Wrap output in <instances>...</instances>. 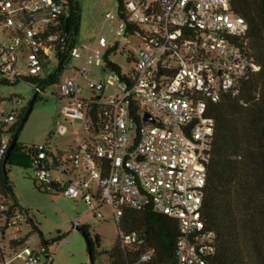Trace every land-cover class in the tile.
<instances>
[{
    "label": "built area",
    "instance_id": "1",
    "mask_svg": "<svg viewBox=\"0 0 264 264\" xmlns=\"http://www.w3.org/2000/svg\"><path fill=\"white\" fill-rule=\"evenodd\" d=\"M123 2L124 19L108 13L105 20L118 22V39L139 37L141 45L129 54L131 68L117 73L104 67L114 44L103 36L74 48L67 63L64 56V71L71 68V59H83L84 65L100 62L102 76L107 74L102 83H90L93 95L86 101L78 98L79 79L89 74L85 67L58 83V98L84 110L88 140L58 153L36 146V180L47 191L57 193V188L84 202L97 219H104L102 209L109 208L122 251L137 252L143 245L137 232L121 231L126 210L152 207L178 224L176 264H213L217 237L203 218L215 134L209 108L226 96L239 97L244 84L260 72L240 45L248 25L234 13L231 0ZM68 5V0H0V82L43 80L58 72L63 58L58 39ZM28 83L42 93L38 83ZM108 86H117V93L105 96ZM24 108L21 98L0 97V165ZM26 222L0 190V235L6 237L8 230L19 234ZM78 228L77 220L72 231ZM19 248L14 259L46 261L43 249ZM154 255L146 249L131 264H151Z\"/></svg>",
    "mask_w": 264,
    "mask_h": 264
},
{
    "label": "trees",
    "instance_id": "2",
    "mask_svg": "<svg viewBox=\"0 0 264 264\" xmlns=\"http://www.w3.org/2000/svg\"><path fill=\"white\" fill-rule=\"evenodd\" d=\"M117 2L118 13L124 19V2ZM68 3L69 16L62 25V34L58 39L62 56H67L65 63L69 61L71 51L78 46L82 19L79 1L68 0ZM231 8L248 25V32L240 40V45L260 67V72L244 84L239 97L226 96L209 108L215 121V134L213 156L208 165L203 218L208 229L213 230L217 237V252L213 264H264V0H231ZM67 23L68 35L63 41ZM133 30L138 29L133 27ZM117 49L116 42L104 56V67L120 73V67L110 60ZM63 72L64 68L60 73L56 72L43 80L28 82L38 83L43 92L58 84ZM0 84L5 85L4 82ZM26 110L24 108L18 117L14 133L17 132ZM35 147L36 145L25 146L17 142L6 164L4 162L0 165L1 193L10 196L14 207L20 210L22 207L8 177V166L14 154L29 156L34 164ZM56 190V194L61 193L59 189ZM45 191L52 193L46 189ZM32 227L37 231L34 223ZM78 230L89 242L92 249L90 264H95V248L100 247L101 239L96 236L93 242L86 226L79 227ZM121 231L123 234L137 232L143 240L142 248L132 253L122 251L118 247V236L112 251L108 252L109 264H131L146 249L155 252L151 264H176V242L180 235L176 221L157 213L152 207L140 211L129 209L122 219ZM40 237L39 249L45 251L46 261L49 262L54 256L49 247L59 244L65 237L58 236L50 242L45 241L42 234ZM26 241L27 238L19 242L12 241L11 245L22 246Z\"/></svg>",
    "mask_w": 264,
    "mask_h": 264
},
{
    "label": "rangeland",
    "instance_id": "3",
    "mask_svg": "<svg viewBox=\"0 0 264 264\" xmlns=\"http://www.w3.org/2000/svg\"><path fill=\"white\" fill-rule=\"evenodd\" d=\"M78 1L82 10L78 46L92 44L101 36L105 37L109 44L117 42V54H112L110 60L127 73L131 68L129 54L141 45V41L138 36L118 39L114 31L118 22L111 23L105 20L108 13L117 16V0ZM96 48L99 49L97 46ZM54 62L57 65V62ZM70 64L71 68L63 72L59 82L75 76L76 70L85 67L89 74L79 79L82 92L78 98L81 101L89 100L93 95L90 83L103 82L102 65L100 62L84 65L83 59H71ZM117 90V86H108L104 92L105 96L116 94ZM35 92L34 87L25 81L0 85L1 98H21L25 101L26 108ZM87 122L85 112L80 110L78 103L70 99L58 98V84H56L39 94V99L34 104L32 113L19 135L18 143L25 146H47L54 153L73 149L88 140ZM58 130L62 132L56 134ZM8 170L9 180L22 207L20 211L28 222L22 225L19 234L12 235V231L8 230L6 237L0 235V264L8 261H11L10 264H25L22 259H14L21 249H17L16 245L12 246L11 240L14 237L27 238L25 244L37 251L41 242L40 234L47 242L53 241L58 236H64L66 240L60 243L59 247L58 244L49 247L54 256L51 261H44L42 264H90L86 238L79 230L72 231L77 220L79 227H88L93 242L96 236L101 239L100 247L95 248L97 253L95 264H109L108 252L112 251L119 236L109 208L102 209L104 219H97L84 202L73 201L61 193L46 192L36 180V168L29 156L12 155ZM32 223L37 227V231L33 230Z\"/></svg>",
    "mask_w": 264,
    "mask_h": 264
},
{
    "label": "water",
    "instance_id": "4",
    "mask_svg": "<svg viewBox=\"0 0 264 264\" xmlns=\"http://www.w3.org/2000/svg\"><path fill=\"white\" fill-rule=\"evenodd\" d=\"M68 23L66 24V27H65V32H64V36H63V41L67 38V35H68ZM65 62V57H63L61 60H60V64H59V68H58V73L61 72V69H62V66ZM107 74V72H104L103 74V77H105V75ZM39 95V92L36 91L34 96L32 97L31 101L29 102V105L27 107V110H26V113L20 123V126L18 127V130L17 132L15 133L13 139H12V142H11V146L9 147V150H8V153L6 155V158H5V163L4 165L6 164V161L8 160L9 156H10V153L11 151L13 150L14 146L17 144L18 140H19V135L20 133L22 132L25 124L27 123L31 113H32V110H33V107H34V104L36 103L37 101V97ZM146 120H149L148 118H146ZM80 231V230H79ZM87 245H88V252H89V256L91 255V246L89 244V242H87Z\"/></svg>",
    "mask_w": 264,
    "mask_h": 264
}]
</instances>
